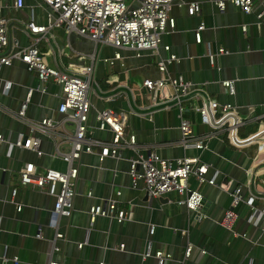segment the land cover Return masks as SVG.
<instances>
[{"label": "crops", "instance_id": "obj_1", "mask_svg": "<svg viewBox=\"0 0 264 264\" xmlns=\"http://www.w3.org/2000/svg\"><path fill=\"white\" fill-rule=\"evenodd\" d=\"M192 1L200 6L194 16L186 8ZM262 1L255 0L253 11L245 13L230 2L219 11L214 0H173L170 15L175 18V29L162 35L157 50H143L140 55L128 48L101 46L74 32L67 34L62 27L53 28L37 44L47 65H58L69 72L77 73L94 56L88 93V137L110 140L108 130L96 127L97 111H126V131L135 135L143 153L155 151L172 160L195 156L208 165L205 176L216 174L215 184H199L193 176L188 179L189 186L203 195L204 202L197 211L180 204L182 196L178 192L150 198L142 183L133 187L128 172V159L133 154L130 149L120 148L119 158L99 160L96 148L95 152L82 153L74 162L78 176L73 211L69 217H58L56 227L52 226L54 197L45 189L21 185L19 170L26 163H33L38 173L47 168L66 171L68 162L63 155L71 149L75 123L69 117L70 111L57 110L61 99L58 84L48 81L42 90L36 74L17 59L0 66V168L4 169L0 172V262L6 258L11 264L10 260L17 257L18 264H49L53 260L59 264H160L154 253L162 251L171 256L162 264H264V228L247 221L249 212L244 203L236 207L238 215L231 229L220 224L230 207L234 186L242 185L246 195L250 177L255 192L264 188V131L249 144L235 148L223 129L192 119L191 110L194 105H201L204 98L231 103L244 118L238 128L240 138L264 128V15L256 16ZM2 4L0 15L8 19L10 35L21 46L28 45L24 23L31 18L45 23L48 6L41 0H25L20 9H15L11 0H2ZM201 23V41L196 42L194 33ZM165 45L169 50L164 49ZM218 48L226 52L217 55L211 64L207 51L216 52ZM116 52L120 53L119 59L113 58ZM170 54L176 60L162 74L157 61ZM162 76H181L191 83L193 93L182 103V116L191 120L196 136L212 133L208 148L183 147L179 143L177 108L167 110L154 105L150 93L142 87L144 79ZM223 80H233V93L222 86ZM164 91L172 90L167 85ZM107 96L113 100H107ZM160 101L157 95L155 102ZM23 104L24 118H20L18 112ZM43 118L53 121L46 134L32 129ZM19 134L38 136L42 154L13 145ZM14 188L16 193L12 195ZM107 201H115L117 208L125 210L122 222L106 216L90 219L89 208ZM57 232L62 237H57ZM187 245L192 250L185 258ZM147 251L151 254L144 257Z\"/></svg>", "mask_w": 264, "mask_h": 264}, {"label": "built area", "instance_id": "obj_2", "mask_svg": "<svg viewBox=\"0 0 264 264\" xmlns=\"http://www.w3.org/2000/svg\"><path fill=\"white\" fill-rule=\"evenodd\" d=\"M15 9H20L25 5V0H11ZM255 0H214V4L219 11L224 10L226 3L230 2L238 6L243 12L253 11ZM48 6L45 23L39 24L32 18L24 23V30L30 39V43L21 46L19 41L9 33V21L0 15V66L10 65L17 59L24 63L27 70L36 74L42 84V90L48 81H53L59 85L61 90L60 103L57 110L61 113L70 111L69 116L75 123V131L72 137L71 149L64 154V159L68 162V169L60 171L54 168H47L43 172H36L33 163H26L19 170V183L21 185H33L45 189L46 193L54 197V206L51 212V225L56 227L57 218L60 216L69 217L73 211V198L75 194V182L78 176V167L74 163L82 153L95 152L99 160L105 157H120V148L125 147L132 151L129 161V175L131 184L136 187L139 183L150 198H157L168 192H178L182 198L179 203L188 210L197 211L203 204V195L197 188H192L188 184V179L193 176L199 184H215V175L207 178L205 174L208 165L201 163L198 157L184 156L174 160L164 158L155 151L143 153L137 147L136 137L126 131L128 113L112 108H103L96 112V127L99 130H108L110 140L103 142L87 136L88 117L90 112L89 89L93 81L94 56L88 64L78 68L77 73L69 72L58 65L49 66L43 60V54L37 44L46 37L53 28L62 27L67 34L74 32L80 36H86L94 40L97 44L111 45L117 49L128 48L140 55L143 50H157L161 37L175 29V18L170 15V8L173 0H41ZM4 5L0 0V10ZM187 13L191 16L200 11L198 2L192 1L186 4ZM264 15V0L256 16L261 18ZM204 24L201 23L195 30V41H201V30ZM245 26L242 30L245 31ZM169 50V46H164ZM224 48H218L216 52L207 51V56L211 64L215 63L219 54H224ZM114 59L120 58V53L114 54ZM108 60V59H107ZM176 60L174 54H170L165 59L157 61L158 70L164 74L167 65ZM112 61L110 60V63ZM168 83V84H167ZM222 86L233 93V80H223ZM171 87V92L164 91L166 86ZM9 83L5 84L8 88ZM97 86V84H96ZM99 87V86H97ZM142 87L150 93L154 105H161V109H171L176 107L180 114V140L183 147H194L199 150L208 148V141L213 136L203 134L196 136L192 130L190 119L182 116L184 107L183 101L193 93L191 83L185 81L181 76L175 78L160 77L157 79H144ZM159 95L161 101L155 102ZM197 98V95H195ZM107 100H113L112 96H107ZM201 105H194L192 113L200 115V122L210 124L213 128L223 129L229 143L235 148H241L258 137L264 128L240 138L238 128L244 124V118L239 113L236 106L231 103H220L216 100L202 99ZM23 104L18 112L20 118H24ZM53 126L50 118H43L34 124L33 130L46 134ZM3 137L0 134V140ZM40 138L38 136H25L19 134L13 145L31 149L37 155H41ZM12 145V144H11ZM4 169L0 168V172ZM253 178L247 180V194L243 195L242 185H237L230 191V207L225 211L220 224L231 229L237 218L236 207L244 203L248 207L247 221L255 226L262 224L264 228V188L255 192L251 187L254 184ZM251 187V189L249 188ZM16 189L12 190L15 195ZM21 206H17L20 210ZM90 219L93 221L96 216H106L114 218L117 222L125 219L126 212L116 206L115 201H107L105 205H93L89 208ZM154 227H150L152 233ZM37 236H41L37 233ZM57 237H62L60 232ZM82 243L78 246L81 247ZM121 248V246H120ZM57 250V248H55ZM192 250L191 245H187L184 257L188 258ZM204 252V249L201 250ZM150 251L145 252L144 257L149 256ZM154 256L162 264L169 259L170 254H163L156 251ZM11 264H18V258L13 257ZM9 260L2 258L0 264H8ZM49 264H59L53 260ZM98 264H104L100 261Z\"/></svg>", "mask_w": 264, "mask_h": 264}, {"label": "water", "instance_id": "obj_3", "mask_svg": "<svg viewBox=\"0 0 264 264\" xmlns=\"http://www.w3.org/2000/svg\"><path fill=\"white\" fill-rule=\"evenodd\" d=\"M192 119H196L198 121H200V115L198 113H194V115L192 116ZM204 202V200H203Z\"/></svg>", "mask_w": 264, "mask_h": 264}]
</instances>
